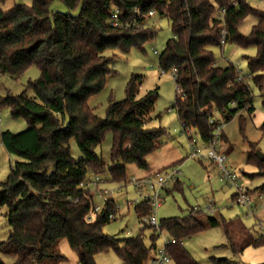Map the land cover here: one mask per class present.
Segmentation results:
<instances>
[{
	"label": "trees",
	"instance_id": "trees-1",
	"mask_svg": "<svg viewBox=\"0 0 264 264\" xmlns=\"http://www.w3.org/2000/svg\"><path fill=\"white\" fill-rule=\"evenodd\" d=\"M52 1L32 0L29 6L8 10L0 6V74L17 75L30 66L39 70L27 84L34 95L24 91L0 96V109L7 107L12 117L26 122L22 131L0 132V143L16 157L0 180V207L6 208L9 224L0 253L13 256L12 264H61L65 257L58 243L64 239L77 264H96L95 255L108 249L122 264H147L158 238L154 230L148 246L143 241L145 227L131 237L106 235L103 227L111 221L107 215L118 212L115 201L106 200L102 214L87 221L92 195L79 187L90 175L104 173L111 182L124 183L126 165L146 169L147 156L159 149L165 134L160 126H148L158 93L152 89L139 95L140 76L131 77L124 99L109 101L103 117L93 113L89 99L103 89L113 72L112 57L106 52L144 50L156 35L145 25L148 12L166 17L172 37L158 54V68L163 73L176 69L174 83L185 96L180 99L176 94L170 108L179 122L206 141L207 120L214 112L225 122L237 112L254 111L246 86L236 81L234 64H220L212 48L226 43L254 46L255 54L246 57L250 83L264 89V5L257 9L249 0H60L67 12L51 13ZM221 9H225L223 21L217 16ZM114 10H118L117 25L111 23ZM248 16L256 22L242 33L239 26ZM222 22L225 44L221 43ZM261 103L264 108V93ZM259 129L264 135V121ZM107 132L111 133L112 165L96 152ZM71 139L82 154L78 160L70 155ZM250 147L248 160L264 175V160L255 156L254 144ZM173 184L177 187L178 180ZM246 193L264 194V183ZM133 212L138 220L149 213L147 201L134 204ZM160 222L176 241L168 247L170 262L198 264L181 243L203 228L194 215L189 212ZM209 223L218 224L211 218ZM249 244L264 245V235L254 234ZM0 264L7 263L0 260Z\"/></svg>",
	"mask_w": 264,
	"mask_h": 264
},
{
	"label": "rangeland",
	"instance_id": "rangeland-1",
	"mask_svg": "<svg viewBox=\"0 0 264 264\" xmlns=\"http://www.w3.org/2000/svg\"><path fill=\"white\" fill-rule=\"evenodd\" d=\"M32 0H2L0 6L8 10L16 5H31ZM253 7L261 9L264 0H253L249 2ZM53 12H67V8L60 0H53L49 5ZM76 13V12H74ZM148 25L156 32L152 42L144 46V50L131 49L128 53L117 50H108L107 56L112 57L111 67L113 72L106 78L103 89L92 96L89 105L93 113L104 116L109 101H120L125 98L126 85L132 76H140L139 95L157 89L158 97L152 110V122L154 125H163L165 132L175 135L179 132L180 123H173L176 112L170 108L176 93V84L170 72L161 73L157 64V55L153 54L156 49L160 52L166 40L172 37L170 22L166 17L153 15L148 20ZM214 56L219 63L231 62L237 66L242 74H247L246 57L253 56L256 52L254 46L240 48L234 43H226L222 47L212 48ZM39 75L35 66H30L17 75L0 74V96L17 95L26 92L34 95L28 88L29 81ZM252 96L254 111L248 114L246 111L237 112L223 123V135L218 149L226 156L228 164L232 166L238 177V184L243 189L253 191L264 183V175L260 174L258 167L248 160L251 154V144L255 145V151L259 150L264 155V135L259 129L264 121V108L261 103L263 90H259L248 82ZM158 118H154L156 115ZM149 126V124H148ZM242 126V128H240ZM26 122L22 118H14L7 107L0 109V132L9 130L13 133L22 131ZM174 129L178 132L175 133ZM184 147L188 150L187 139L181 136ZM111 133L107 132L103 142L96 148L97 154L107 165H112L110 158ZM70 155L74 160L82 157L77 144L73 139L68 143ZM187 153V151H186ZM16 157L10 155L0 143V180H3L9 172L10 165ZM186 159V158H185ZM212 164V165H211ZM179 174L177 180L179 185L174 187L173 182L166 184L161 192L160 206L157 209L158 220L167 217H183L191 212L202 224V230L182 240L183 247L191 254L198 264H215L216 259H225L227 262L219 264H258L264 261V245L254 247L249 244L251 238L257 233L256 217H264V194H250L252 199V211L250 214L246 208L238 204H231V196L234 190L226 183L220 181V173L216 164L204 160L186 159L178 165ZM138 175V167L134 164L126 165V180ZM107 177V174H102ZM119 187V188H118ZM107 189L112 190L110 198L119 206L115 220L104 225L103 231L106 235L117 238L131 237L138 233L141 228L133 212L132 201L137 197L135 190L123 183L110 182ZM170 191L167 193V191ZM260 196V197H259ZM130 202V204H128ZM212 202L214 213L204 212L205 207ZM94 203L103 204V200L95 196ZM195 210H192L194 209ZM192 210V211H191ZM6 208L0 207V242L7 238L9 224L5 215ZM198 211L197 213H194ZM215 219L218 224L210 225L209 219ZM152 230H144L143 241L145 245L150 244L149 234ZM155 243H162L159 236ZM234 247V248H233ZM65 257L63 264H77L76 254ZM0 260L12 264L14 257L0 253ZM96 264H122L121 259L111 250H105L95 255ZM169 264H174L170 262Z\"/></svg>",
	"mask_w": 264,
	"mask_h": 264
},
{
	"label": "built area",
	"instance_id": "built-area-1",
	"mask_svg": "<svg viewBox=\"0 0 264 264\" xmlns=\"http://www.w3.org/2000/svg\"><path fill=\"white\" fill-rule=\"evenodd\" d=\"M224 12L225 9H221L217 14V16L222 19V21ZM154 14V10L149 11V18ZM117 15L118 10H114V12L111 14V23L113 25L118 24ZM132 25V23H125L126 27H131ZM145 25L149 26L148 23ZM223 25L224 23L222 22L220 30L222 44L224 43L225 36L227 35V31ZM153 54L158 55L159 52L154 49ZM235 68L237 71L236 81L243 83L246 86L249 95L251 96L248 86V82H250V75L248 73L242 74L237 66ZM169 72L173 79H175L176 69L172 68ZM176 93L180 99H185L182 89L178 84L176 85ZM231 106L234 107L235 105L232 104ZM179 123V132L187 139L188 152L186 158L208 160L216 164L220 173V181L228 184L234 190L235 198L231 199L230 203L232 205H241L246 208L250 214H252L253 206L251 196L246 193V190L243 189L241 185L238 184V177L235 170L231 165L228 164L226 156L218 149V145L223 135L222 129L224 123L220 116L216 112L209 116L207 124L209 125L210 130L206 141L200 140L199 136L193 131V129L184 126L181 122ZM174 131L176 130L174 129ZM178 174V166H171L143 177L132 176L123 183L124 186L130 185L137 194V197L134 199V201H132V203L137 204L141 201H147L149 205L150 212L138 220L139 223H141V228H150L151 230H154L158 237L162 236V243L160 245H155V248L149 257L147 264H169L171 261L168 247L174 244L176 241L175 238L169 236L164 230L161 229V222L157 218L156 211L160 206L162 190L166 184L175 181ZM102 182L103 180L99 175H90L79 184L80 188L89 190L92 195V203L90 204L89 213L86 216L87 221H92L95 217L100 216L102 214L105 201L111 197L110 194L112 193V190L99 188V184ZM95 196L103 200V204L94 203ZM72 201H76V199H72ZM128 204H130V202H128ZM116 208L119 210V206L117 204ZM204 212H215L212 202H209V204L205 207ZM116 215L117 213H109L107 218L109 220H115ZM256 219L255 226L257 228V233L259 235H264V217H256Z\"/></svg>",
	"mask_w": 264,
	"mask_h": 264
},
{
	"label": "crops",
	"instance_id": "crops-1",
	"mask_svg": "<svg viewBox=\"0 0 264 264\" xmlns=\"http://www.w3.org/2000/svg\"><path fill=\"white\" fill-rule=\"evenodd\" d=\"M255 22H256L255 18H253L251 16L246 17L239 26L240 31L242 33H248L251 26L254 25ZM157 57H158V55H157ZM157 64H158V60H157ZM220 64H222V63H220ZM160 72L163 74L162 71H160ZM98 116H100V115H98ZM100 117H103V116H100ZM151 117H153L152 113H151ZM159 117H158V121H160ZM154 122L150 121L149 127H157V126L162 127L163 125H165V124H163L162 126L161 125H154L155 124ZM175 122L179 123L177 115L174 116L173 123H171V125L174 124ZM175 133H178V132L175 131ZM181 136H182V134H180V133H178V135L175 134V135L171 136L165 132V134L161 138V146L159 147V149L147 156V158H146L147 164H148L147 168L146 169L138 168V175L136 177H143L146 175L153 174L154 172H156L158 170H162V169H165V168H168L171 166H178L181 162L186 160L187 159L186 158V155H187L186 151L188 152V150H186V146L184 147V143H183V140L181 139L182 138ZM196 160H198L200 162V164L202 161H204L202 159H196ZM99 176L103 180V182L101 184H99V188L107 189L108 184L111 182L108 179V174H107V177H103L102 174H99ZM176 181H177V179L175 181H173V183H175ZM178 183H179V181H178ZM118 184H120V183H118ZM177 185H179V184H177ZM168 192H170V191H167V193ZM58 248H59L61 253L63 252L64 255H67L69 257L71 255H73L68 250L67 243L64 239L59 241ZM61 264H63V263H61Z\"/></svg>",
	"mask_w": 264,
	"mask_h": 264
},
{
	"label": "water",
	"instance_id": "water-1",
	"mask_svg": "<svg viewBox=\"0 0 264 264\" xmlns=\"http://www.w3.org/2000/svg\"><path fill=\"white\" fill-rule=\"evenodd\" d=\"M255 156L260 160L263 161L264 160V155L263 153H261L259 150L255 151Z\"/></svg>",
	"mask_w": 264,
	"mask_h": 264
},
{
	"label": "bare ground",
	"instance_id": "bare-ground-1",
	"mask_svg": "<svg viewBox=\"0 0 264 264\" xmlns=\"http://www.w3.org/2000/svg\"><path fill=\"white\" fill-rule=\"evenodd\" d=\"M153 17V16H152ZM224 23V22H223ZM225 44V43H224ZM222 47V46H221ZM234 67H235V65H234ZM238 68V67H237ZM240 69V68H239ZM249 74V73H248ZM250 75V74H249ZM250 81H251V77H250Z\"/></svg>",
	"mask_w": 264,
	"mask_h": 264
}]
</instances>
